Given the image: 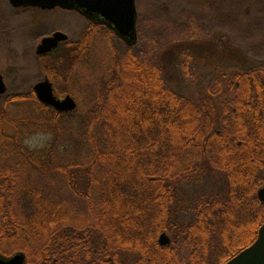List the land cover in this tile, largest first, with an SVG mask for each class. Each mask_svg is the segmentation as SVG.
I'll use <instances>...</instances> for the list:
<instances>
[{"label":"trees","instance_id":"trees-1","mask_svg":"<svg viewBox=\"0 0 264 264\" xmlns=\"http://www.w3.org/2000/svg\"><path fill=\"white\" fill-rule=\"evenodd\" d=\"M112 36L89 23L38 58L49 79L84 83L73 70L92 64L103 39L106 67L87 69L84 114L72 87L70 113L41 104L32 88L1 103L0 254L23 253L25 264H226L264 224V65L225 45L228 54L192 70H208L203 78L213 76L216 88L185 98L157 67L118 56ZM36 130L52 139L30 149L23 140ZM206 168L224 176L226 192L201 195L182 223L181 184ZM163 232L172 249L183 244L181 256L157 244Z\"/></svg>","mask_w":264,"mask_h":264},{"label":"rangeland","instance_id":"rangeland-1","mask_svg":"<svg viewBox=\"0 0 264 264\" xmlns=\"http://www.w3.org/2000/svg\"><path fill=\"white\" fill-rule=\"evenodd\" d=\"M135 5L136 43L129 47L112 36L116 54L130 53L157 67L165 86L182 97H197L216 88L213 76L203 78L208 70H202L201 76L192 70L204 67L205 61L211 57L220 59L228 54L225 45L240 51L242 59L264 65V0H135ZM88 25V20L74 11L17 9L8 0H0V73L7 89L0 95V105L7 95L26 93L43 80L44 74L35 54L43 37L60 31L68 36L69 41H75ZM220 39L224 41L221 43ZM97 42L99 44L92 51V64L79 63L73 70L82 73L83 82H86L79 84L76 81L72 86L65 77H60V82L48 78L59 98L69 95L74 99L66 94L72 88L78 92L81 114L89 106L87 99L91 88H87V84L92 86L87 69H98L101 73L108 59V47L103 39L97 38ZM51 56L50 61L57 60L56 53ZM225 192L224 176L211 173L207 168L198 178L182 183L179 189L180 221H191L192 209L201 195H222ZM133 258L135 256L131 255V261L127 262H133Z\"/></svg>","mask_w":264,"mask_h":264},{"label":"water","instance_id":"water-1","mask_svg":"<svg viewBox=\"0 0 264 264\" xmlns=\"http://www.w3.org/2000/svg\"><path fill=\"white\" fill-rule=\"evenodd\" d=\"M13 8L31 7L42 11L60 9L74 11L94 24L106 27L115 37L122 40L127 46H133L137 40V11L135 0H8ZM68 36L60 31L43 37L38 43L35 54L45 56L56 50L59 44L67 42ZM6 84L0 73V95L6 93ZM32 90L37 100L59 113H70L76 109L74 99L66 95L59 98L53 89L52 83L44 76L36 83ZM257 197L264 202V187L257 192ZM165 233L160 234L158 243L161 246L169 244ZM0 264H25V255L15 253L11 256L0 254ZM226 264H264V224L260 226L257 238L252 245L242 250Z\"/></svg>","mask_w":264,"mask_h":264},{"label":"clouds","instance_id":"clouds-1","mask_svg":"<svg viewBox=\"0 0 264 264\" xmlns=\"http://www.w3.org/2000/svg\"><path fill=\"white\" fill-rule=\"evenodd\" d=\"M52 139V133L46 130H36L24 137L23 143L30 149H39Z\"/></svg>","mask_w":264,"mask_h":264},{"label":"flooded vegetation","instance_id":"flooded-vegetation-1","mask_svg":"<svg viewBox=\"0 0 264 264\" xmlns=\"http://www.w3.org/2000/svg\"><path fill=\"white\" fill-rule=\"evenodd\" d=\"M21 8H23V7H21ZM18 9V8H17ZM89 23H90V21H88ZM163 233H165V232H163ZM162 234V233H161ZM166 234V236L169 238V244L168 245H165V246H161L158 242H157V244L160 246V247H170V249H172L173 247H171L170 245H171V239H170V237L167 235V233H165ZM160 236V235H159ZM159 238V237H158ZM183 244H181V243H179V244H175V246L176 247H174V249H172L171 251H170V253L171 254H174L175 256H181V254H182V248H181V246H182ZM186 246H193V244H185ZM178 246H180V248L178 247ZM110 261H111V259H109ZM135 260V258H133V260L132 261H134Z\"/></svg>","mask_w":264,"mask_h":264}]
</instances>
